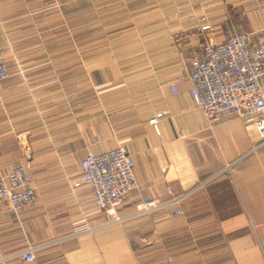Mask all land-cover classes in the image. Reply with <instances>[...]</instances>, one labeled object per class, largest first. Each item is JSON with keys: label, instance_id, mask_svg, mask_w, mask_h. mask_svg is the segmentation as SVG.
Masks as SVG:
<instances>
[{"label": "crops", "instance_id": "0c3cea01", "mask_svg": "<svg viewBox=\"0 0 264 264\" xmlns=\"http://www.w3.org/2000/svg\"><path fill=\"white\" fill-rule=\"evenodd\" d=\"M50 12L61 14L57 27ZM67 12L68 72L66 40L56 38ZM201 17L211 30L201 32ZM234 31L264 39V0H0L10 69L0 84V171L26 166L36 194L17 213L0 207V264H264L258 130L230 114L211 123L188 80L171 89L204 39ZM117 146L132 155L138 184L118 209L124 221L72 238L81 219L106 222L89 186H73L80 162ZM198 186L184 215L135 216L138 203L167 199L168 188ZM33 247L35 261L18 256Z\"/></svg>", "mask_w": 264, "mask_h": 264}, {"label": "built area", "instance_id": "2783aa9c", "mask_svg": "<svg viewBox=\"0 0 264 264\" xmlns=\"http://www.w3.org/2000/svg\"><path fill=\"white\" fill-rule=\"evenodd\" d=\"M199 22L201 32L211 30L206 17H201ZM203 44L201 54L189 61L188 77L179 78L171 85L173 93H178V83L190 81L194 104L211 123L222 122L226 114L245 119L259 132L262 142L258 147L264 145V88L261 83L264 78V39L254 41L248 33L234 31L221 42L204 39ZM9 77L10 69L0 46V84ZM163 115L156 113L150 123L157 125ZM80 168L81 175L73 186H89L92 199L105 214L106 222L94 226L81 219L75 225L72 238L90 234L102 226L122 223L124 218L118 215V209L138 188L134 159L123 146L98 154L87 153ZM200 186L178 195L168 188L167 199L151 198L138 203L135 216L159 212H167L168 216L184 215L181 204ZM35 196L26 166L17 165L8 173L0 171V207H8L17 213L32 206ZM37 249L30 248L18 256L35 261Z\"/></svg>", "mask_w": 264, "mask_h": 264}, {"label": "rangeland", "instance_id": "374dc122", "mask_svg": "<svg viewBox=\"0 0 264 264\" xmlns=\"http://www.w3.org/2000/svg\"><path fill=\"white\" fill-rule=\"evenodd\" d=\"M52 5V4H51ZM50 16L51 18L54 17V21L55 24L53 25V27H57V25L59 24V19H61V14H57V13H52L50 12ZM64 22H65V26L63 29H56V38L59 36V40H66V44H65V54H66V62H65V68L67 70V72L69 70H73L74 67V63H73V54H74V50H75V45H74V40L72 39L73 36V13L72 12H67L64 13ZM58 30H60L58 32ZM62 32H64V35H62ZM68 74V73H67ZM72 77H67V80H71Z\"/></svg>", "mask_w": 264, "mask_h": 264}]
</instances>
